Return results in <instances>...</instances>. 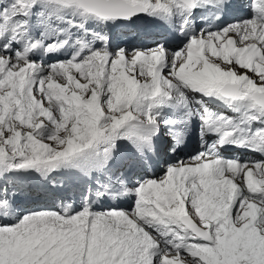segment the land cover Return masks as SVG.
Segmentation results:
<instances>
[{"label":"snow or ice","instance_id":"6c2138e0","mask_svg":"<svg viewBox=\"0 0 264 264\" xmlns=\"http://www.w3.org/2000/svg\"><path fill=\"white\" fill-rule=\"evenodd\" d=\"M0 264H264V0H0Z\"/></svg>","mask_w":264,"mask_h":264}]
</instances>
